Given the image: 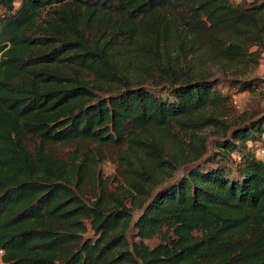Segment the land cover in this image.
<instances>
[{
  "label": "trees",
  "instance_id": "1",
  "mask_svg": "<svg viewBox=\"0 0 264 264\" xmlns=\"http://www.w3.org/2000/svg\"><path fill=\"white\" fill-rule=\"evenodd\" d=\"M251 41L264 0H0V264H264V110L199 66Z\"/></svg>",
  "mask_w": 264,
  "mask_h": 264
},
{
  "label": "rangeland",
  "instance_id": "2",
  "mask_svg": "<svg viewBox=\"0 0 264 264\" xmlns=\"http://www.w3.org/2000/svg\"><path fill=\"white\" fill-rule=\"evenodd\" d=\"M231 2L238 4L241 3L242 0H231ZM250 49L248 51V55L244 56H232L234 60L225 59L220 60L221 58L212 59L211 57H207L203 59V64L199 65L202 72L206 75H214L215 78H219L222 85L220 86L225 93H230L233 98L232 106L228 109H223L220 111L219 116L220 119L225 123L226 126H230L235 121L240 120L244 116H250L252 113L259 111L260 109L264 110V49H262V53L260 56H254L259 53L260 46L257 45V42H249L248 43ZM229 57V56H228ZM251 59H255L258 62V69H254V64ZM246 78L256 79L258 82H262L263 85L257 88L254 92L251 91H239L236 88H228V82L224 81L226 79L234 80L240 79L244 80ZM224 129L223 125L219 124H205L204 126H189L185 128L177 127L174 129L175 135H178L182 138L183 144H180L176 141L175 138H171L165 140L167 141V145L170 149L175 151L180 149V146H185L187 149L191 142L189 140L193 134H197L199 137L205 138L208 140V145L210 150L213 152L214 150V141L217 139V136ZM187 142H186V141ZM180 151V150H179ZM186 170H182L180 174L183 175ZM101 172L104 178H113L116 176V169L112 163H104L101 166ZM125 185V184H124ZM126 189H130L126 186ZM137 218V215H136ZM150 246H155L157 241L152 240L148 242Z\"/></svg>",
  "mask_w": 264,
  "mask_h": 264
},
{
  "label": "built area",
  "instance_id": "3",
  "mask_svg": "<svg viewBox=\"0 0 264 264\" xmlns=\"http://www.w3.org/2000/svg\"><path fill=\"white\" fill-rule=\"evenodd\" d=\"M0 255H3V251L2 250H0Z\"/></svg>",
  "mask_w": 264,
  "mask_h": 264
}]
</instances>
